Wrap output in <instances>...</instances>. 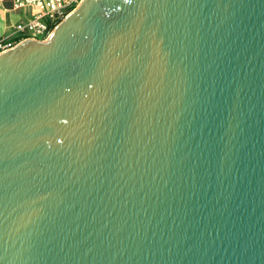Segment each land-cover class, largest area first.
<instances>
[{"label":"water","instance_id":"water-1","mask_svg":"<svg viewBox=\"0 0 264 264\" xmlns=\"http://www.w3.org/2000/svg\"><path fill=\"white\" fill-rule=\"evenodd\" d=\"M0 264H264V0H82L2 52Z\"/></svg>","mask_w":264,"mask_h":264},{"label":"built area","instance_id":"built-area-1","mask_svg":"<svg viewBox=\"0 0 264 264\" xmlns=\"http://www.w3.org/2000/svg\"><path fill=\"white\" fill-rule=\"evenodd\" d=\"M82 0H15L14 7L32 11L31 19L15 26L12 36L0 38V54L21 42L34 37L41 40L50 36L53 29Z\"/></svg>","mask_w":264,"mask_h":264},{"label":"crops","instance_id":"crops-1","mask_svg":"<svg viewBox=\"0 0 264 264\" xmlns=\"http://www.w3.org/2000/svg\"><path fill=\"white\" fill-rule=\"evenodd\" d=\"M14 3L15 0H0V38L12 36L18 23L31 19V10L17 9Z\"/></svg>","mask_w":264,"mask_h":264}]
</instances>
